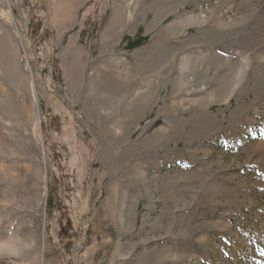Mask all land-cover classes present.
Returning a JSON list of instances; mask_svg holds the SVG:
<instances>
[{
  "label": "rangeland",
  "instance_id": "rangeland-1",
  "mask_svg": "<svg viewBox=\"0 0 264 264\" xmlns=\"http://www.w3.org/2000/svg\"><path fill=\"white\" fill-rule=\"evenodd\" d=\"M0 264H264V0H0Z\"/></svg>",
  "mask_w": 264,
  "mask_h": 264
},
{
  "label": "trees",
  "instance_id": "trees-1",
  "mask_svg": "<svg viewBox=\"0 0 264 264\" xmlns=\"http://www.w3.org/2000/svg\"><path fill=\"white\" fill-rule=\"evenodd\" d=\"M39 32L43 33V35L47 34V29L43 27V25L39 24L38 26Z\"/></svg>",
  "mask_w": 264,
  "mask_h": 264
}]
</instances>
